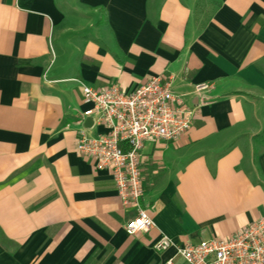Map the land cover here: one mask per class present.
<instances>
[{
	"label": "crops",
	"instance_id": "1",
	"mask_svg": "<svg viewBox=\"0 0 264 264\" xmlns=\"http://www.w3.org/2000/svg\"><path fill=\"white\" fill-rule=\"evenodd\" d=\"M264 0H0V264H160L175 243L227 238L264 216ZM211 84L190 127L140 152L129 235L110 172L77 150L81 83L150 75ZM177 264H183L176 260Z\"/></svg>",
	"mask_w": 264,
	"mask_h": 264
},
{
	"label": "built area",
	"instance_id": "2",
	"mask_svg": "<svg viewBox=\"0 0 264 264\" xmlns=\"http://www.w3.org/2000/svg\"><path fill=\"white\" fill-rule=\"evenodd\" d=\"M210 87L206 81L192 85L188 103L183 94L171 90V78L163 74L150 75L131 91L121 90L116 82L101 88L81 83L83 99L91 104L82 116L105 131L91 134L82 125L77 150L97 168L110 172L121 207L134 211L124 223L127 234L143 233L154 226L138 202L143 192L139 167L143 142L178 139L190 127ZM169 247L173 254L160 264H177L176 260L183 264H264V216L227 238L178 244L160 234L151 244L156 252Z\"/></svg>",
	"mask_w": 264,
	"mask_h": 264
},
{
	"label": "trees",
	"instance_id": "3",
	"mask_svg": "<svg viewBox=\"0 0 264 264\" xmlns=\"http://www.w3.org/2000/svg\"><path fill=\"white\" fill-rule=\"evenodd\" d=\"M260 27L264 29V19L260 22ZM254 139L260 141L264 145V127L259 135L254 136Z\"/></svg>",
	"mask_w": 264,
	"mask_h": 264
}]
</instances>
